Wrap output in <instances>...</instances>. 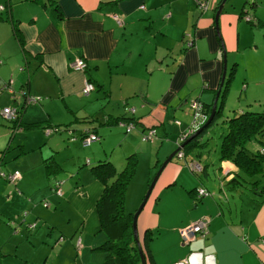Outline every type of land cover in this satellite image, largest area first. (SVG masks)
I'll list each match as a JSON object with an SVG mask.
<instances>
[{
	"label": "crops",
	"instance_id": "crops-1",
	"mask_svg": "<svg viewBox=\"0 0 264 264\" xmlns=\"http://www.w3.org/2000/svg\"><path fill=\"white\" fill-rule=\"evenodd\" d=\"M220 1L211 0L210 6L203 9L197 0H0V104L23 106L18 126L6 117L5 123L4 118L0 120L4 138L8 139L2 149L9 150L19 129L36 128L38 131L32 134L37 136L51 127L48 124H70L76 142L82 138L83 127L101 128L99 123L105 121L112 126L122 118L135 120L139 130L135 134L133 129L126 130L130 139L147 127L161 126L163 131L158 129L157 134L169 138L162 139L167 149L160 147L155 160L151 152L144 165L145 176L139 179L142 185L138 201L163 158L174 148V140L191 123L187 107L190 98H200L207 109L213 102L224 72V48L227 73L234 64L237 71L240 67L244 70L236 86L240 102L233 108L250 109L264 98V25L259 22L264 17L258 10L260 0H252V8L248 0H227L217 22L215 6ZM249 14L258 19L257 23L246 19ZM244 31L250 37H245ZM194 37L195 43L188 46L187 39ZM79 56L87 62L85 70L70 65ZM87 78L96 88L84 94ZM234 81L235 77L229 93ZM23 89L40 99L25 100L24 105ZM102 100L109 107L103 111L105 121L98 120L97 105ZM228 101L226 98L225 106ZM229 116L223 111L221 118ZM169 118L173 126L168 124ZM68 130L57 131L62 135L56 138H51L54 130L46 131L45 141H38L39 146L50 144L44 150L46 155L44 151L41 154L44 162L37 158L16 165L13 169L21 172L18 181L0 175V264H14L7 261L14 256L23 264L29 259L33 264H57L63 254L68 259L69 253L75 252L71 249L73 239L59 241L61 235H66L60 228H65L62 218L54 219L68 211L76 193L72 183L58 196L44 166L35 170L46 163L48 156L54 159L58 146L74 147L67 143L71 136ZM96 141L100 143L90 160L109 155L115 162L105 135ZM251 144L254 149L261 146L256 140ZM25 148L23 145V151ZM126 151L138 152L130 146ZM0 157L2 169L6 160ZM196 159L186 153L169 160L139 214L142 243L146 230L152 231L147 264H264V188L259 189V182L255 190L251 181L254 177L260 179L264 171L254 177H241L240 167L232 159L221 160L219 155L207 158L206 163ZM192 160L203 163V168L193 170ZM118 161L116 166L122 168L124 165L119 166ZM202 173L207 178L212 175L213 181L202 178ZM227 182L232 185L228 187ZM96 184L93 199L97 202L104 185L99 178ZM199 188L208 189L209 194L199 197ZM43 200L50 202L49 207ZM91 203L85 225L94 233L97 208L95 201ZM205 215L211 219L209 232L183 242L181 229ZM33 221H37V227L30 234L28 224ZM50 223L52 229L48 228Z\"/></svg>",
	"mask_w": 264,
	"mask_h": 264
},
{
	"label": "rangeland",
	"instance_id": "rangeland-1",
	"mask_svg": "<svg viewBox=\"0 0 264 264\" xmlns=\"http://www.w3.org/2000/svg\"><path fill=\"white\" fill-rule=\"evenodd\" d=\"M237 1H239V0H237ZM251 2H252V0H248V5H249V7L252 8L253 5L251 4ZM241 6H242V4L240 3V6H239L240 11H241ZM258 10L262 13V15H263L262 17H264V0L259 1ZM254 25H256V24H254ZM244 35H245V37L246 36L250 37V34L246 35V31H244ZM194 39H195V37H194ZM243 73H244V70L242 67H240L239 70L238 71L236 70V72H235V76H234L235 77V81H234L235 85L233 87V90L230 93H228V95H227L228 96L227 99H229V101H228L229 104L227 103V105L225 106V109H224V115L225 116H227L229 114L230 115L235 114L238 111V109L233 108V106L237 105L240 102L239 101V94H238L239 93L238 87L236 89V86H237L241 76L243 75ZM233 80H234V78H233ZM262 83L264 84V81ZM196 98H198V97H191L190 98V100L187 104L188 108H190L191 101L193 99H196ZM10 101H11V98H10ZM257 104H260V105L252 106L251 109H264V98L261 100H258ZM3 108H4V106H1V104H0V120H2L5 117L3 112H2ZM108 108H109L108 103H105L103 105V100L101 102H99V105H97V109H99L98 115L100 116V118L98 117L99 121H102V120L105 121V119H104L105 115L103 114L104 113L103 111L104 110L106 111ZM122 112H125L123 107H122ZM191 119H192V116L189 115V121H191ZM171 120H172V118H169V119H167V122L169 125L173 126V124H171L169 122ZM2 122L5 123L6 119L4 118V120ZM108 124L109 123L106 121H105V123H101V124L99 123L98 127L101 126V128L95 129L96 133L99 135V138L96 140H99L101 135L102 136L105 135V138L107 139L106 145L108 147V151H109V153H113V155H114L113 157H114L115 162H116V160L120 161V162L118 161L119 166L125 165L124 158L127 155L126 154L127 153L126 147L130 146L131 149H136L138 151L137 152L138 166H139V162H140V167L137 166V171L129 183V186H128V189L126 192L125 204H124L125 205V211L134 213L137 210V208L139 207V205L141 204V202L144 198V195L148 191L149 185H150V183H149L148 186L146 187V189L144 190V193L141 195V198L137 201V199L141 193L140 188L142 185V180H140V182H139V179H142L143 176H145V173L147 171V166L144 167V165L148 164V161L151 158V152L153 153V155H154L153 159L155 160L156 159L155 152H157V150L160 147L167 149L166 148L167 143H165L163 140H169V138L164 139V137L162 136L161 133L159 134V132H158V134H157V131H159L158 129L163 131V129H161L162 128L161 126H157V127L153 126V128L156 131V134L153 138H146V134L151 130L149 127H147L145 129V131H143V133L140 134L137 138L136 137L134 138V136H133V138L130 139V137H128V135L130 133L126 134L128 132H126L125 126H123L121 123H118V124H115L112 126H110ZM226 129H227V122L223 121L222 119L219 118L213 125H211V127L209 129L208 133H211V135H212V138L210 139L209 146H205V147L200 146V145L193 146L187 150L188 155L191 157H195L197 159L201 158L204 163L207 162V160H206L207 158H208V160L212 159L213 157L217 158V156L219 155V145H220L221 140H222L221 134L224 133L226 131ZM138 130H139V128L134 127L133 133L134 134L137 133ZM36 131H38V129H36V128L35 129H27V130L19 129L16 132L13 140L10 142L9 150L5 151V149H2V148L6 147L8 145V139L4 138V135H3L4 134V128L0 124V156H3L4 159L6 160V162L3 163L4 168L8 167V169L11 171L14 167H17L16 165H21L23 163L35 162L37 160V158L40 161L44 162L43 156H41V154L44 150H48L50 144L44 143L43 145L39 146L40 143L38 141L40 139H42L40 142L45 141L44 136H47L46 135L47 129L46 130L43 129L44 133H41L40 135L34 136V134H32V133L36 132ZM64 132H66V131H64ZM70 132L71 131H68V133H70ZM177 133L179 134L180 131H177ZM61 135H62V133L54 131V133L51 134V138H56V137L61 136ZM206 135H207L206 132L202 134L203 137H205ZM75 137H76V135H72V136H69L68 139H66L67 143L74 144V147L72 149H69L65 145L58 146V148H55V150H54L55 154L52 156L54 157L53 160H55V162L57 163L56 167H58V169L49 171L47 169L46 163H43L44 165L39 164L38 166H36L35 170L44 166L45 173H47V175H46L47 178H48V176H51L53 182H55L56 180H63L64 179L63 182H65V183H64V185L62 183V188H61L63 190V193H64L65 186H67L70 183H72L73 190L76 192L75 195L72 197V201L70 202V205H69L70 207L68 208V211L65 210L66 212H64V216L63 215H57L56 217H54L55 220L62 218V221H60V222L64 226L65 229H62V228H60V229H61V231L63 230L64 233L66 234L64 237V241H65V243H67L68 239H73V244H72L71 249H73V250L75 249V252L72 251V253H69L68 259L63 258L64 257V254H63V256L60 258V260H58L57 264H102V262L106 256V251H104L103 249L97 248L96 246L105 240L106 233L104 230L100 229V218L98 215V211H97V216H96V218H97L96 231H94V233L88 231L86 228V225H85V224H87V219H89V213H90L89 208H90V206H92V203H91L92 200L95 201V205H96V199L94 200L93 198L96 197L95 191L97 192V190H96L97 184L96 183H97L98 177L95 176V174L91 171L90 157H92V156L94 157V154H96V153H94V149H95L94 147L97 144H99L100 141L95 140V141H92L91 143H89L87 145H84L82 138L76 142V140L74 139ZM178 139L174 140L175 141L174 148L163 158L162 162H164V160L174 150H176L179 147V140ZM72 140L75 142H73ZM63 141H65V140L63 139ZM23 145H25V147H26L24 151H23ZM168 149H169V147H168ZM170 149H171V147H170ZM20 151H21V153L19 154ZM45 152L46 151H44V156L46 155ZM199 155H201V156H199ZM48 157H50V156H48ZM84 157H85V160L83 161V163H85V164L81 165V160ZM162 162H161V164H162ZM209 167H211V166L209 165ZM4 168H2L3 172L6 171ZM79 170H80V173H79ZM157 170H158V168L153 173L151 181H152L153 177L155 176V173ZM211 170H213L212 167H211ZM13 171H14V169H13ZM201 176L205 180L207 179V180H211V182L213 181L212 175H210L207 178V176L204 173H202ZM76 179H77V181H76ZM227 184H228V187L230 185H232L231 182H227ZM245 184H247V183H245ZM249 185L253 186L251 183ZM263 188H264V175H260L259 189L263 190ZM228 190L231 191L232 189L229 188ZM244 190H246V188H244ZM89 193H90V196H89ZM55 194H57L58 196H61L58 192L57 193L55 192ZM43 201H45V200H43ZM47 202H49V201L48 200L45 201L44 205H46V207H49ZM93 205H94V203H93ZM86 206H87V209H86ZM96 208H97V206H96ZM85 209H86V211H85ZM32 223H35V226L30 228L31 229L30 234L33 233V230L37 227V221H33ZM89 224H90V221H89ZM41 225H40V227H41ZM48 228L52 229L51 223L48 224ZM57 229H59V228H57ZM78 239H82V242L80 243V244H82L81 247H78L76 245V241ZM140 240H141V238H140ZM16 243H17V240L14 241V243H13L14 247H16ZM141 243H142V241H141ZM84 244H86V248L85 247L83 248ZM19 246H20V249L22 250L24 243H21ZM142 246L144 247L143 243H142ZM72 255H73V257H72ZM7 261L9 263L13 262L14 264H23L24 263V261H21L16 256H14V259H12L11 257H8ZM25 264H33V263H32V260L29 259V260H26Z\"/></svg>",
	"mask_w": 264,
	"mask_h": 264
},
{
	"label": "trees",
	"instance_id": "trees-1",
	"mask_svg": "<svg viewBox=\"0 0 264 264\" xmlns=\"http://www.w3.org/2000/svg\"><path fill=\"white\" fill-rule=\"evenodd\" d=\"M215 8H218V4ZM256 19L257 18L250 16L248 20L257 23L258 19ZM259 22L264 25V21L261 19H259ZM236 69V64H234L231 70L226 74L224 84L221 86L215 118L209 125L204 127L199 135L189 140L181 148L185 154L187 153V150L193 146H209L210 139L212 138L211 133H208L205 137H203L202 134L209 132L211 125L223 116L225 100L229 93V86L235 76ZM22 92L25 95V105V100H30L31 93L28 92L27 89H23ZM201 102L205 112V115L202 116L203 120L190 132L189 129L193 126L191 123L189 124L184 131L188 133L184 141L205 123L210 114L209 112H211L213 102L209 104L208 109L205 108V104L202 100ZM22 108L19 106L18 115L11 119V121L15 123V126H18L19 118L23 112ZM120 120L121 119H119L118 122H120ZM222 120L227 122V129L221 134L222 140L219 145V158L221 160L232 159L240 167L239 174L241 177L245 175L254 177L258 173L262 174L264 171V151L262 150V148H264V109L250 108L243 111L238 110L228 118L223 117ZM33 124L34 122L29 123L28 125L32 126ZM48 125L51 126L54 131H63L65 129L73 130V127L70 126V124ZM95 129V126L91 125L83 127L81 137H84L91 132H96ZM254 140L261 145L257 149H254L251 146V142ZM184 141L180 144H183ZM93 160H90L91 171L103 182L104 185L101 195L96 202L100 218V229L104 230L106 233L105 240L96 246L97 248L106 251V256L102 264H142L137 240L133 230L134 213L125 211L124 205L129 183L137 170V152L133 151L127 154L126 163L122 168H118L109 155H103L102 157L98 159L94 158ZM45 161L49 171L58 169V167H56L57 163L53 158L48 157ZM234 179L242 180L238 176H234ZM259 180V178H251L255 190L257 189L256 184L260 182ZM30 224H32V222L28 224L31 228ZM151 235L152 231L147 229L143 243L144 252L147 258H150L148 252V239H150ZM63 239H59V241H62Z\"/></svg>",
	"mask_w": 264,
	"mask_h": 264
},
{
	"label": "built area",
	"instance_id": "built-area-1",
	"mask_svg": "<svg viewBox=\"0 0 264 264\" xmlns=\"http://www.w3.org/2000/svg\"><path fill=\"white\" fill-rule=\"evenodd\" d=\"M200 3V6L203 9H206L210 6L211 4V0H197ZM4 5L1 6V8H3ZM115 17L117 18L118 16L115 15ZM247 19L250 18V15L246 16ZM195 43L194 38H189L187 39V45H193ZM70 65L73 68H80V69H86L87 67V62L86 60L82 57L79 56L76 59H74L73 61L70 62ZM7 85H5L4 87H6ZM11 87V86H10ZM96 88V85L94 83V81L91 78H87L85 80V84L83 87V92L84 94H89L92 90H94ZM11 91L14 93L15 90H13L11 88ZM40 99V96H32L30 100L31 101H37ZM18 106L13 105V106H5L2 109V112L4 114V116L6 118H8L9 120L15 118L18 115ZM128 110L134 112L135 108L133 106H129ZM190 110H191V114H192V120H191V124H192V128L189 129V132L192 131L194 128H196L200 122L203 120L202 116L205 115L204 112V108L202 106V102L201 99L196 98L193 99L191 101L190 104ZM176 122H180L179 119H176ZM122 125H124L126 127L127 131H131L134 127H136V122L135 120H131V119H121L120 122ZM151 130L146 134V138H153L156 134V131L153 127H149ZM47 132L50 133L52 132L54 129L52 127H47ZM68 131H71L70 134L73 135V130L69 129ZM188 135L187 132H183L179 138V145H181L180 143H182V141H184V139L186 138V136ZM99 138V135L96 132H91L89 134H87L86 136L82 137L83 139V143L84 144H89L92 141H95L96 139ZM262 150L264 151V148H262ZM179 155L183 156L185 153L183 151V149L179 150L178 152ZM190 166L193 170L195 171H199L203 168V165L200 161H196V160H192L190 162ZM0 174L8 177L11 181L15 182L21 175V172L19 169H15L14 171L11 172H6V171H2L1 169V160H0ZM62 183L63 180H56L55 182H53V190L58 192L60 195H63V190L62 188ZM209 194V190L206 188H199L198 189V196H204ZM48 205H50V202H47ZM210 216H202L199 219L191 222L190 224H188L187 226L183 227L181 229V234H182V240L183 242H189L191 239H193L194 237H196L198 234H202V235H206L209 232V224H210ZM31 227L35 226V223L30 224ZM64 236H60V240L63 239ZM81 243V239L77 240V244L78 246H80Z\"/></svg>",
	"mask_w": 264,
	"mask_h": 264
},
{
	"label": "water",
	"instance_id": "water-1",
	"mask_svg": "<svg viewBox=\"0 0 264 264\" xmlns=\"http://www.w3.org/2000/svg\"><path fill=\"white\" fill-rule=\"evenodd\" d=\"M227 0H221V2L219 3L218 5V8H217V11H216V16H215V19L216 21L218 22V18H219V15L221 14V12L223 11L224 9V6H225V3H226ZM218 24V23H217ZM227 69H228V64H227V52H226V49L224 48V72H223V76H222V79H221V82H220V87L215 95V98L213 100V106H212V109H211V112L207 118V120L205 121V123L200 127L198 128L195 132H193L188 139H186L183 144L179 145V147L174 150L165 160L164 162L161 164L160 168L158 169V171L156 172L155 176L153 177L152 181L150 182V185H149V189L148 191L146 192V194L144 195V198L141 202V204L139 205V207L137 208V210L134 212L133 214V230H134V235H135V238L137 240V244H138V248H139V252H140V256H141V262L142 264H147V257H146V254L144 252V248L142 246V243H141V240H140V233H139V228H138V218H139V214L140 212L142 211L145 203L147 202L154 186H155V183L161 173V171L163 170V168L165 167V165L168 163L169 160H171L176 154L177 152L191 139H193L194 137H196L197 135H199L201 133V131L204 129V127H206L207 125H209L213 119L215 118V115H216V111H217V103H218V99H219V96H220V92H221V86L224 84V81H225V77H226V74H227Z\"/></svg>",
	"mask_w": 264,
	"mask_h": 264
}]
</instances>
